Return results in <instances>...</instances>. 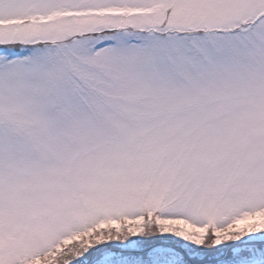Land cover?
<instances>
[{"label":"snow or ice","instance_id":"snow-or-ice-1","mask_svg":"<svg viewBox=\"0 0 264 264\" xmlns=\"http://www.w3.org/2000/svg\"><path fill=\"white\" fill-rule=\"evenodd\" d=\"M0 264H264V0H0Z\"/></svg>","mask_w":264,"mask_h":264}]
</instances>
